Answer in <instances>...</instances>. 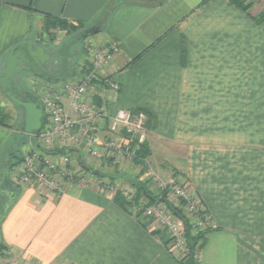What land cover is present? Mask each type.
<instances>
[{
  "label": "crops",
  "instance_id": "0c3cea01",
  "mask_svg": "<svg viewBox=\"0 0 264 264\" xmlns=\"http://www.w3.org/2000/svg\"><path fill=\"white\" fill-rule=\"evenodd\" d=\"M262 11L255 4L246 13L227 0H0V73L31 42L47 59L53 48L61 52L67 66L59 80L71 77L84 30L59 45L53 37L39 41L48 16L106 33L99 40L120 47L108 71L120 86L109 113L148 115L150 161H172L171 171L184 174L220 229L208 235L199 264H264V21L253 20ZM71 157L87 162L78 151ZM104 168L115 181L125 178ZM157 168L163 178L174 176ZM15 171L8 176L20 194L1 223L0 243L16 260L178 264L167 239L110 194L78 183L50 193L16 183ZM2 188L8 202L10 190Z\"/></svg>",
  "mask_w": 264,
  "mask_h": 264
},
{
  "label": "built area",
  "instance_id": "2783aa9c",
  "mask_svg": "<svg viewBox=\"0 0 264 264\" xmlns=\"http://www.w3.org/2000/svg\"><path fill=\"white\" fill-rule=\"evenodd\" d=\"M249 1L264 6V0ZM119 52V44L113 39L88 41L84 45V62L77 65L70 78L53 83L32 77L36 84L46 87L38 99L41 128L33 134L35 143L29 144L13 177L20 185L56 194L65 183L95 186L111 197L120 193L131 214L146 221L149 230L166 234L169 250L178 259L187 254L185 218L194 233L211 224L210 215L202 214L205 205L189 181L182 176L163 178L141 160L151 194L136 201L135 187L115 188L111 177L97 172L104 165L122 171L135 165L150 135L149 117L144 111L120 109L109 113V101L118 95L120 86L108 71ZM74 151L87 162L80 165L74 160ZM92 163L96 166L90 167ZM177 209L184 219L174 213ZM0 264L32 263L18 261L5 251Z\"/></svg>",
  "mask_w": 264,
  "mask_h": 264
},
{
  "label": "rangeland",
  "instance_id": "374dc122",
  "mask_svg": "<svg viewBox=\"0 0 264 264\" xmlns=\"http://www.w3.org/2000/svg\"><path fill=\"white\" fill-rule=\"evenodd\" d=\"M256 4L259 5V3H256ZM261 8H264V6L262 5ZM37 29H39V27L37 25L33 27V30H37ZM77 33L78 32L70 33V32H67V30H64L61 28H53L49 32H46V30L42 31L39 34V41H43V39H44V41H47L53 37L54 41L52 43L55 45V44H59L61 42L60 40H62L64 38V36L65 37L71 36V35L73 36L75 34L77 35ZM105 35H106V33H104V32L98 33L97 35L89 36V37H87V38H85V39H83L77 43V45H76L77 56L75 57V60L76 59L78 60L77 64H82L84 62V45H85V43L88 41H93V40H95L97 42H101L99 40V38L105 37ZM1 76H2V73H0V77ZM14 80L16 82H22V80L20 79V76L18 74H15ZM26 80L24 82H22L24 89L31 91L34 94V97L36 99H41L42 94H43L46 87L40 83L36 84L35 81L33 80L32 76H29L28 79H26ZM39 80L41 81L42 79H39ZM7 87H8L7 90L10 91V85L9 84H7ZM0 109H1L0 110L1 116L4 117L3 121L5 124V126L1 127V132H0V140L2 141V144H3V146H0V158L2 161L5 158H8L7 154L5 153L6 148H7V152H8L9 148L12 146H13V148H12L13 153L17 154L18 156H21L22 153L24 154V152L28 149L26 144H27V141L29 140V135L25 134L22 130V128H23L22 127L23 126L22 125L23 109L21 107L17 106L15 103H13L8 98H6L4 96V94L1 93V91H0ZM35 139H36V137H35ZM7 142H11V144L7 145L6 148L4 149ZM83 158H84V156H83ZM149 158L146 160V163L150 164L152 166V168L155 169L157 172H158V170H160L157 168L158 164L160 165V167L162 169H166V170H170V171H171V168L177 167L176 165L172 164L173 163L172 161H166L164 159V157L156 158V161L155 160L150 161ZM156 164H157V166H156ZM18 165L13 168L14 171L17 169ZM112 167H113V165L110 166V168L112 170H109V171H111L112 173H121L123 178L125 176L124 179L122 178L123 181H119L118 179H116V181H115V180L111 179V181H110L111 185H113L115 188L120 189L123 187L124 188L125 187H133L134 186L133 184H135V183H143L142 181H136V178H140L141 176H143V174L140 171L141 168L138 167L137 165H132L130 168H128L126 170L128 176H127V174H123L124 170L122 171L118 168L116 169L115 167H113V168ZM103 170L102 171L97 170V172H99V174L102 177H110L109 175L111 173L107 174L108 169L104 168ZM116 170H118V171H116ZM174 171L175 172L171 171V172H173V175H174L173 177L182 176L183 178H186L182 172H181L182 174L179 173L178 169L174 170ZM136 172H138L137 175L140 177H138L135 174ZM103 193H106V192H103ZM7 203H8L7 198H5V195L3 194V192H0V212L3 209H6V207L8 205ZM128 207L129 206L127 205V208ZM135 217L138 218V216H136V215H135ZM162 237H163V239L166 238L168 240L167 236L162 235Z\"/></svg>",
  "mask_w": 264,
  "mask_h": 264
},
{
  "label": "trees",
  "instance_id": "16d2710c",
  "mask_svg": "<svg viewBox=\"0 0 264 264\" xmlns=\"http://www.w3.org/2000/svg\"><path fill=\"white\" fill-rule=\"evenodd\" d=\"M228 3L240 10H242L243 12L248 13L250 11V9L255 5V2H250L249 0H227ZM261 6V5H260ZM263 11L255 18H253V20L256 23H262L264 21V8H262ZM53 28H61L64 30H67V32L70 33H74V32H85L86 29L84 27V25L82 24H69L65 21H62L60 19H56L53 17H47V24L45 25V30L46 32L51 31V29ZM4 117H0V125L1 126H5L4 124ZM150 120V118H149ZM149 126V124H148ZM38 132H36L35 134H37ZM34 134V135H35ZM35 139V138H34ZM150 157V150L147 146V144H145L141 151L140 154L138 156V159L135 160V165L139 166L141 168L142 161L141 160H147ZM22 160L21 156H18L15 153H11L10 155H8V158H5L4 160L1 161L0 158V192H3V188H7L8 190H10V199L8 201L9 203V207H6V209H3L0 212V227H1V223L3 222L4 218L6 217L9 209L11 208V205L14 204L15 202V198H17L20 194V188L19 186L15 185L13 182L10 181L9 179V172L15 167L17 166ZM4 167V168H3ZM143 167V166H142ZM141 173H144V170L141 169ZM135 189H136V201H138V199H141L144 196L150 197L151 194V188H150V181H146L143 180V183H135L133 184ZM113 200L115 203H117L121 208H123L124 210H127V201L124 200V198L121 196L120 193H117L114 197ZM173 208V207H172ZM174 210V209H173ZM175 214H178L180 216V218L184 219L185 216L182 214V212L180 210H176V212H174ZM208 214V209L205 207V210L202 212V214ZM186 229H185V243H186V247H187V254L184 255L181 258H176L178 264H199L200 263V253L202 251V249L204 248V245L206 243L207 237L210 233L214 232V231H220V229L218 227H213L211 224L206 227L204 230L199 231L197 233H194L192 231V227L190 226L188 220H184ZM153 235H160L162 237V235L166 236V234L163 231H152ZM163 239V237H162ZM165 246L168 248L169 250V245H170V240H166L164 242ZM7 251V248L0 243V257L3 255V253ZM170 252V250H169Z\"/></svg>",
  "mask_w": 264,
  "mask_h": 264
},
{
  "label": "water",
  "instance_id": "95a60500",
  "mask_svg": "<svg viewBox=\"0 0 264 264\" xmlns=\"http://www.w3.org/2000/svg\"><path fill=\"white\" fill-rule=\"evenodd\" d=\"M98 33L99 29H87L84 32L82 39ZM23 47L25 49L24 53L17 52L8 57L3 74L0 77V91L6 98L23 109L24 132L28 135H32L38 132L41 128L42 108L38 101L34 102L30 100L33 93L24 89L22 82L28 79L29 76L33 75H37L40 79L53 83L58 82L60 77L50 74L42 69L47 62V58L43 56L42 49L34 46L31 42L24 43ZM15 74L20 76L22 82H16L14 80ZM61 75L64 76L63 72ZM7 84L10 85V90L19 93L21 97H16L8 91Z\"/></svg>",
  "mask_w": 264,
  "mask_h": 264
},
{
  "label": "flooded vegetation",
  "instance_id": "af4514ba",
  "mask_svg": "<svg viewBox=\"0 0 264 264\" xmlns=\"http://www.w3.org/2000/svg\"><path fill=\"white\" fill-rule=\"evenodd\" d=\"M79 41H81V39L79 40ZM78 41V42H79ZM77 44V43H76ZM57 45H59V44H57ZM56 45V46H57ZM58 54H62L61 52L59 53V51H57V49L56 48H53V50L51 51V53H50V56L48 57V59H47V62L45 63V65L42 67V69L43 70H45L46 72H48V73H50V74H52L51 73V71L52 70H54V71H56L55 73L57 74V76L58 77H60V75H61V70H62V68H63V65L64 66H67L65 63H66V61H65V59L62 57H60ZM38 77V76H37ZM60 79H61V77H60ZM10 92L14 95V96H16V97H21V95L19 94V93H16L15 91H13V90H10ZM30 100L31 101H38V99H36L35 97H34V94H33V96L30 98Z\"/></svg>",
  "mask_w": 264,
  "mask_h": 264
}]
</instances>
